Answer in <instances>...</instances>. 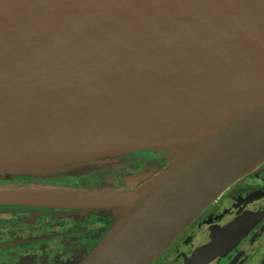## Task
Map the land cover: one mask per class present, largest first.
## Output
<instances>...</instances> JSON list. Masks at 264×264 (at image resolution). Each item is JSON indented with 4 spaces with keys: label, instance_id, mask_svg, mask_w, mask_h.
I'll return each mask as SVG.
<instances>
[{
    "label": "water",
    "instance_id": "obj_1",
    "mask_svg": "<svg viewBox=\"0 0 264 264\" xmlns=\"http://www.w3.org/2000/svg\"><path fill=\"white\" fill-rule=\"evenodd\" d=\"M139 150L170 156L130 191L8 189L0 205L103 211L77 264L152 262L264 161V0H0V173Z\"/></svg>",
    "mask_w": 264,
    "mask_h": 264
},
{
    "label": "flooded vegetation",
    "instance_id": "obj_2",
    "mask_svg": "<svg viewBox=\"0 0 264 264\" xmlns=\"http://www.w3.org/2000/svg\"><path fill=\"white\" fill-rule=\"evenodd\" d=\"M135 155L160 158L152 150L122 157L128 160ZM165 163L158 162L144 174L153 170L152 176ZM114 173L111 183L92 182L90 190L130 191L150 177L129 180L142 175L129 166L118 167ZM110 223L96 209L2 204L0 264H77ZM202 253L206 254L203 264H264V161L227 185L149 264H194Z\"/></svg>",
    "mask_w": 264,
    "mask_h": 264
},
{
    "label": "rangeland",
    "instance_id": "obj_3",
    "mask_svg": "<svg viewBox=\"0 0 264 264\" xmlns=\"http://www.w3.org/2000/svg\"><path fill=\"white\" fill-rule=\"evenodd\" d=\"M161 153V155H159ZM153 154L160 156V158L154 157H138L126 159L122 156H115L112 160H109L108 166L104 165H94L92 167H78V168H66L60 171L56 170L54 172L46 174H2L0 173V190L3 189H21L35 188V189H50V190H90L93 183L110 182L111 178L115 174L114 170L118 167L124 168L129 166V169L133 172H140L138 174H144L146 171L155 168L158 162L166 160L169 158L170 154L168 151H153ZM110 170H107V169ZM112 168V169H111ZM114 168V169H113ZM151 172L145 174L144 177L150 176ZM109 219L111 216L106 214ZM166 251V250H165ZM164 251V252H165ZM164 252L157 258L160 259L164 256ZM167 252V251H166ZM165 252V253H166ZM154 264V263H152Z\"/></svg>",
    "mask_w": 264,
    "mask_h": 264
}]
</instances>
